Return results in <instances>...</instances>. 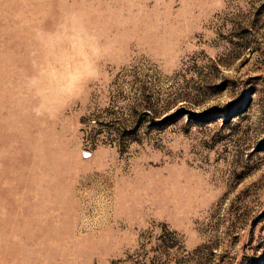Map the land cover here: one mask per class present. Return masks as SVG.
Here are the masks:
<instances>
[{
  "label": "rangeland",
  "instance_id": "1",
  "mask_svg": "<svg viewBox=\"0 0 264 264\" xmlns=\"http://www.w3.org/2000/svg\"><path fill=\"white\" fill-rule=\"evenodd\" d=\"M0 264H264V0H0Z\"/></svg>",
  "mask_w": 264,
  "mask_h": 264
}]
</instances>
